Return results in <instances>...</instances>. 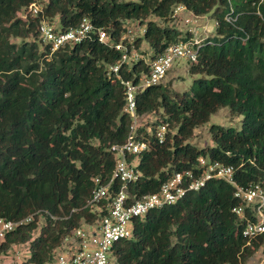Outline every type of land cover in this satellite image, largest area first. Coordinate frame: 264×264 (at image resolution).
I'll return each mask as SVG.
<instances>
[{
  "label": "trees",
  "instance_id": "obj_1",
  "mask_svg": "<svg viewBox=\"0 0 264 264\" xmlns=\"http://www.w3.org/2000/svg\"><path fill=\"white\" fill-rule=\"evenodd\" d=\"M32 4L61 30L87 19L113 42L133 21L143 26L133 47L145 42L149 52L141 55L149 58L192 39L167 25L175 6L209 15L215 36L201 40L196 61L186 62L187 87L158 83L134 95L136 114L154 120L151 126L166 123L168 132L136 156L141 177L129 190L137 197L155 192L165 170L194 171L198 157L231 165L240 186L264 189V0H0V218L32 216L5 233L0 256L27 243L29 256L18 264H44L64 235L96 216L85 205L92 179L109 176V147L124 141L130 124L123 85L107 74L119 52L95 36L50 52L38 41ZM147 69L139 59L122 64L118 75L136 82ZM223 107L241 116L239 127L210 124L211 144H191L193 130ZM232 190L209 179L175 203L148 210L133 220L132 236L111 247L113 264H242L258 249L264 258V233L248 244L240 234L244 221L231 212L240 204Z\"/></svg>",
  "mask_w": 264,
  "mask_h": 264
},
{
  "label": "built area",
  "instance_id": "obj_2",
  "mask_svg": "<svg viewBox=\"0 0 264 264\" xmlns=\"http://www.w3.org/2000/svg\"><path fill=\"white\" fill-rule=\"evenodd\" d=\"M29 11L32 16H39L36 27L38 41L48 45L50 52L65 43H79L93 36L97 41L119 52L118 61L107 66V74L118 77L123 85V110L130 119L124 141L109 147L108 151L114 156V165L109 176L92 179L93 188L85 205L96 216L91 221L81 222L64 235L44 264H113L111 247L115 242L132 236L134 219L143 217L152 208L175 203L187 191H197L209 179H220L233 188L232 195L240 204L232 207L231 212L244 221L240 234L245 239V244L264 233V189L257 183L238 185L233 178L234 168L231 165L208 157H198L194 171L187 169L168 173L165 170L166 177L155 192L137 197L135 192L129 190V186L141 177L136 156L150 150L154 144H161L168 132L166 123L160 122L151 126L154 120L140 118L136 114L134 95L145 87L160 83L176 61H196L201 40L191 39L170 44L161 53L149 58L148 54L141 55L134 49L133 31L130 28H126L118 40L113 42L102 29L94 27L87 19H82L78 26L61 30L54 21L41 15L40 4H32ZM184 11L186 10L183 6L177 5L173 8L171 17ZM190 15L194 19L184 18V24L195 23V19L199 17ZM224 20L232 23L234 17L226 15ZM139 59L146 61L147 73L141 75L136 82L122 80L118 75L119 67ZM140 128L143 130L139 131ZM101 202L104 203L99 206ZM31 218L32 216H28L17 221L0 218V241L5 233ZM17 246L13 245L11 249Z\"/></svg>",
  "mask_w": 264,
  "mask_h": 264
},
{
  "label": "rangeland",
  "instance_id": "obj_3",
  "mask_svg": "<svg viewBox=\"0 0 264 264\" xmlns=\"http://www.w3.org/2000/svg\"><path fill=\"white\" fill-rule=\"evenodd\" d=\"M188 11L179 12V15L174 18V21L168 22L167 25H173L181 31L187 30L191 34L193 40H204L205 38H212L215 36L214 32V21L209 15H203L195 19V23L184 24V18L194 19ZM20 17L21 14H18ZM150 18L155 19L159 24H163L161 20H157L153 16ZM57 21L55 18L53 19ZM126 28H130L133 33L132 37L139 36L141 31H143V26L138 25L133 21L126 22ZM138 28H141L138 30ZM139 54L144 51H149L147 44L141 42L138 48H134ZM187 63L183 60H178L173 63L172 67L167 71L165 77L160 82L161 84L170 83V89L175 91H180L183 88L187 87L191 77L187 73ZM241 116H231L226 107L218 109L214 114H211L208 121L198 126L193 130V134L189 139L190 143L196 147H202L211 144L209 135L207 132L208 126L210 124H218L222 126H231L234 128L239 127V120ZM43 223L42 219L38 220V227ZM38 228H36L32 234H36ZM17 252V253H16ZM29 256V250L27 243L19 244L16 248H9L8 252L0 256V264H18L21 261H24ZM242 264H264V258L260 252V249L256 250L244 263Z\"/></svg>",
  "mask_w": 264,
  "mask_h": 264
},
{
  "label": "crops",
  "instance_id": "obj_4",
  "mask_svg": "<svg viewBox=\"0 0 264 264\" xmlns=\"http://www.w3.org/2000/svg\"><path fill=\"white\" fill-rule=\"evenodd\" d=\"M149 52V51H148ZM148 52H147V54H148Z\"/></svg>",
  "mask_w": 264,
  "mask_h": 264
}]
</instances>
